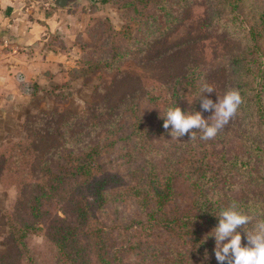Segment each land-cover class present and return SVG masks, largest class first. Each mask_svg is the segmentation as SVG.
I'll return each mask as SVG.
<instances>
[{"label": "rangeland", "instance_id": "1", "mask_svg": "<svg viewBox=\"0 0 264 264\" xmlns=\"http://www.w3.org/2000/svg\"><path fill=\"white\" fill-rule=\"evenodd\" d=\"M10 1L19 9L18 12H21L22 20L32 22L36 16L39 19L43 12V17L46 13V18H55L53 24L58 22L61 24L54 33L45 35L43 44L40 45L41 50H37L39 58L47 62L49 67L42 65V69L36 70L52 68L54 76L52 77L50 71H43L38 78L40 84L34 83L36 90L30 93L26 103L23 105L14 103L7 107L5 113L0 112V145H3L1 151L5 153L10 148L14 151L13 157L7 159V162L4 161L0 167V264H155L162 263L160 259L164 258L166 261L163 264L177 262L185 264L187 258L177 253L175 256L171 255L167 250L168 245H164L166 243L164 236L168 237L170 234L160 235L163 240L151 241V250L148 252L144 247L145 242L149 244V240L154 239L153 224L157 223L156 220L168 217L167 214L158 217L154 213L156 211L154 202L158 198L155 196L154 188L159 185L160 190H163L164 178L155 184L157 178L141 172L135 174V161H128L130 157L135 158V143L131 138L123 136L125 131L107 133L104 128L103 134L91 135L92 132L84 130L85 137V134L81 136L83 126L91 121L112 118L109 107L130 95V102L138 105V114L144 118L142 125L157 130L160 120L156 114L157 108L152 106L155 104L149 102L145 93L148 89H154V94L160 100L158 108L166 107L168 100L174 101L172 97L174 85L169 88L161 84V81L167 74L179 73L189 60L204 69L206 83L215 90L212 93L203 92L201 98L198 97L195 101L197 95L194 94L192 85H189L183 89L181 95L187 97H184L187 107L191 108L195 103L193 111H201L204 118L211 117L213 112L203 111L201 101L204 97H209L215 102L218 95L222 97L225 94L228 79L227 61L240 46L237 40L226 36L227 33L229 35L227 29L233 26L238 28L260 26L262 30L257 47L253 48V56L257 57V61L251 69L254 73L250 88L253 94L259 93L263 109L259 110V107H256L253 114L249 113V117L260 122L264 111V23L259 20L258 25V16L264 9V0L241 2L237 8H234L232 1L218 5L217 15L211 22L209 15L212 2L219 3L220 0H191V5L182 12L181 20L174 31L152 44L144 55L134 56L122 64L121 70L125 72L124 75L120 74L121 72H108L107 70L112 68L111 65L106 68L94 65L82 67L83 60L90 56L89 44L93 42L89 35V27L97 21L109 20L111 27L116 31L131 24L135 38V19L131 22L124 16L125 8L120 0L107 2L81 0L75 6L60 10L52 6L50 0ZM225 15H231L234 19L231 27H227L223 19L220 20V17ZM122 43L127 44L125 41ZM123 46L129 52L133 50L135 54L133 43ZM3 48L0 49V58L3 57ZM51 53H57L55 59H48ZM51 63L53 65H50ZM188 99L193 100L189 102ZM97 104L103 109L96 110ZM52 112H59L60 116L54 118L55 123L53 120L48 125L49 136L44 138L45 134L38 136L34 132L37 141L34 137L35 141L33 140L31 144L29 138L32 137L31 128L34 126L29 123L35 122V118L41 114L47 113L50 115L49 118H53ZM73 118L78 121V127L66 133L68 127L66 122L73 124ZM134 119L135 112L132 117V120ZM239 122L238 115H235L214 138L205 141L209 144L195 146L193 151L205 152L208 162L206 171L212 169L220 178L228 176L225 166L233 168L234 165L232 163L225 165V161L218 154L224 150L229 154L243 151L237 137ZM132 123L135 125L134 121ZM99 135L102 142L97 149L100 151L97 160L100 166L108 170L107 175H102L99 165L95 164L94 153L89 151L87 153V149H84L88 144L95 142L94 139ZM201 135L200 132L198 136ZM121 137L122 145L113 149L112 142ZM65 142L68 145H65ZM58 146H61L59 156L56 154ZM52 147L55 149H51ZM46 152L49 154L48 158ZM68 153L71 155L68 156ZM15 155H19V158L15 159ZM186 157L188 166L191 165L192 168L196 156L193 160L189 156ZM46 160L49 163H46ZM261 161L264 165V158ZM88 163H92V173ZM187 170L190 169L186 167V163L180 166L175 187L176 196L166 210L169 211V217L174 216L180 220L178 222L181 225H178L180 229L192 233L195 229L190 228L189 219L195 214L194 209H191L194 196L186 183ZM25 172L29 175L24 179L22 175ZM41 172L46 179L48 175L56 178V181L63 179L64 184L60 187L62 191H58L56 184L54 191L50 189L48 194L42 197L40 203H37L41 213L38 211L35 215L29 203L34 199L31 195L34 187L32 185ZM59 172L61 176L57 180L53 174L59 175ZM114 173H120L121 176ZM209 173L211 174L210 171ZM165 174L161 173V178ZM236 175L235 173L232 175L230 180L232 184L240 182ZM256 175L264 183V169ZM102 177L107 196L99 199L98 190L102 188L92 182ZM246 202L247 205L239 206L242 211L248 206L251 209L258 205L264 207V195L247 196ZM139 203L153 208L151 211L153 217L150 213H141L138 210ZM206 213L208 214V211ZM254 218L262 219L264 214L254 215ZM197 223L199 221H194L192 225ZM160 229H163L162 234L164 230L168 231L165 227ZM200 229V233L194 237L196 242L193 249L198 251L193 252L191 262L201 259L202 253L205 250L208 252L215 244L211 237L204 241L210 230L205 227ZM66 232L70 238L69 245L65 250L61 247L59 250L57 242L67 236L64 234ZM148 233L152 236L148 237ZM171 233L177 244L185 241L181 232L173 233L172 230ZM155 244L163 245V249L158 247V250H154ZM168 257L171 260L167 259ZM214 263L217 264L216 261Z\"/></svg>", "mask_w": 264, "mask_h": 264}, {"label": "trees", "instance_id": "2", "mask_svg": "<svg viewBox=\"0 0 264 264\" xmlns=\"http://www.w3.org/2000/svg\"><path fill=\"white\" fill-rule=\"evenodd\" d=\"M101 1L107 2V0ZM120 1L125 8L124 16L129 19L128 21L132 22L135 19V38L133 26H131V24L124 26L122 30L116 31L111 27L109 20L105 19L102 21H97V23L89 27V35L91 39H93V42L91 41L89 44L90 56L89 58L86 57L83 60L82 67L85 65H90L92 67L94 65L95 67L104 66L106 68L111 65L112 68L111 70H107L108 72H121L120 74L124 75L125 72L121 70L122 64L133 59L134 56L137 57L144 55L148 49L152 47V44L162 40L167 34L174 31L181 20L182 12L191 5V0ZM228 1H232L234 8H237L241 2L246 3L248 0H220L219 3L212 2V10L209 15V20L211 16L210 22L212 19L214 21L217 15L216 10L218 9V5H225ZM54 19L51 20V22H53ZM220 20L225 22L224 24L227 27H231L233 25L234 19L231 18V15H225L222 18L220 17ZM259 20L261 23H264V9L259 12L258 25ZM227 30L230 36L227 35L228 33L226 36L234 38L233 40H237L240 43V46L234 51L235 54L230 55L227 61L226 75L228 76V79L225 86V92L233 88L238 89L243 97V103L236 114L240 119L237 127V137L241 146L243 147V151L242 153L229 154L224 150L218 154V156H220L221 159L225 161V165L231 163L234 165L233 168H229L225 165V167L223 166L225 169H227L226 174L228 176L226 178H224V176L220 178L217 172H214L212 169L206 171L208 169V162L206 161L207 155L205 152L197 151L193 153L195 146L209 144L208 142H205L206 140L201 139V136H198L200 134L199 130H193L195 131V138L193 139H190V133L183 137H179L178 139H172L170 131L171 126L169 129H165L163 126L164 119H166V117L163 115H165L166 110L169 107L178 105L182 108V110L191 111L193 113L196 112L192 109L195 106V103H193V107H187L188 105H186L184 102V97H187H183L181 92L186 86L192 85L193 92L195 95H197L195 97L196 101V99L203 94L202 86L206 83V73L204 72V69L197 66V64L190 62V60L184 65L183 69L179 73L167 74L166 77L163 78L164 80L162 79L161 84L167 87L169 86V88H172L174 85L172 94L174 101L168 100L166 107L162 108L159 106L158 108L160 100L159 97L154 94V89H148V91L145 93L146 96H148L149 102L155 104L152 106L157 108L156 114L160 119L157 130L142 125V120H144V118L138 114V105L131 103V96L126 95L121 102L109 107L112 118L105 120L102 118L98 122H89L87 125L83 126V132L81 134V136L85 134L86 137V132L84 130H89V132H92L91 135L94 133L101 135L104 133V128H106L105 131L107 133L114 131L118 133L121 130L125 131L123 136H126L125 138H131L132 142L135 143V158L133 159L130 157L128 160L130 162L135 161V174L141 172L146 176L155 177V179H158L155 184L159 183V180L164 178L165 188L160 190L161 188H159V185L155 186L154 188L155 196H158L157 200L154 202V207L156 210L154 213H156L158 217H161L162 215L166 216V214L168 217L157 219V223L153 222V227H155V231L153 233L154 239H150L149 244L145 242L144 247L146 249L145 251L148 252L151 250V241H157L160 239L163 240L165 238L164 242L166 243H164V245H168L167 250H169L173 256H175L177 253L183 258H187V262H184L185 264H215L214 262L216 261V258L213 254L214 247L208 250L207 259L204 258L205 252H203L201 259L199 258L195 260V262H191L190 260V258L193 256V252L198 251L193 248H195L194 243L196 242V238L194 237L200 233V227H205L207 230L211 231L218 224L219 218L217 215L223 208L230 205L233 201H236L239 206H243L247 205V196L262 197L264 195V183L261 181L259 176L256 175L261 173V171L264 169L263 162L261 161L264 158V111L262 113L260 122L249 117V113L253 114L256 107H259V110L263 109L261 106L262 98L260 97L259 93L253 94L250 88V85L253 82L252 73H254V71L251 69L254 63L257 61V57L253 56V48L257 47V41L259 40L262 30L260 26L252 28H238L237 26H233L231 29ZM124 41L127 44L133 43V47L135 46V54H133V50L129 52L128 49L123 46V44L127 45L122 43ZM244 43L245 46L243 47ZM26 89L31 93L36 90V86L31 84L27 86ZM95 108L96 110L101 108L103 109L100 104L95 105ZM93 110L94 108L92 107V112ZM134 112L135 119L132 120ZM58 116H60L59 112H52L51 117L53 118H49L50 115L47 113L41 114V116L35 118V122L29 123V125L34 126L31 128V130H33L31 133L33 138H29V140L31 139L30 143L33 144L34 137L35 140L37 139V137L34 136L35 133H37L38 136H44L45 134L44 138H47L50 134L48 131V125H50L53 120L55 123L54 118ZM78 118L79 117H77V119ZM75 120L73 118V124H71L72 122L69 123V121L66 122V124H68V127L65 130L66 133L68 131L72 132L78 127V121ZM146 120L148 122V118ZM132 121H134L135 125H133ZM53 129L55 130V128ZM100 135L94 139L95 142L88 144L84 149H87V153H94L96 157L95 164L99 165L100 170H102V175H107L108 170L100 166L97 160V156L100 155V151L97 149H99L100 143L102 142ZM121 140L122 137L112 142L113 149L122 145ZM65 145H68V143L65 142ZM93 148L95 149L94 152L92 151ZM51 149L54 150L55 147H52ZM59 149H61V146H58V150L56 152L58 156L60 155L61 151ZM70 153H72V151H70ZM70 153L67 155H71ZM13 155L14 151L11 148L7 152L2 153L0 167L2 164L7 162V159H9L11 156L13 157ZM45 155L48 158L49 154L47 152ZM186 156H189V158H192V160L196 156L192 168L191 165L188 166V159ZM14 158L18 159L19 155H15ZM46 163H49L48 160H46ZM184 163H186V167H189L190 169L186 171L185 178L186 183L192 189L194 196L193 202L191 203V209H194L195 214L190 217L189 226L190 228L193 227L196 233H191V231H187L186 233L183 231V228L180 229L178 227V225H180L178 224L180 220L174 216L169 217V211L166 210L170 203L175 199L176 180L180 166ZM88 164L89 170L92 173V163ZM86 168H88V166ZM161 173L166 174L161 178ZM234 173L237 174L236 179H240V182H237L236 184H232L230 182ZM58 174L59 175L53 174V177H57V180L59 176H61L60 172ZM114 174L121 176L120 173ZM28 175L29 173L25 172L22 177L25 179ZM49 176L50 175H48V179H46V177L43 175V172H41L39 177L36 178V181L32 185L34 187L33 191H31V195L34 199L31 200L29 206L34 209L35 215L38 213V211L41 213V209L37 203H40V200L43 199L42 197L47 195L50 189L54 191V188L56 189L55 185L57 184L58 191H62V188L60 187L64 184L63 179L56 181V178H51L52 176ZM92 177L94 178V176ZM102 179L103 177L92 182V184L95 183L102 188L98 190L99 199L107 196L106 191L103 188L105 185L103 181H101ZM24 184H26V182H24ZM49 184H51V186H49ZM138 210L141 213H150L151 215V211L154 209L149 208L146 204L141 205V203H139ZM206 211H208L209 216ZM245 212L253 216L264 214V207L258 205L251 209L250 206H248ZM186 213L187 212H184V214ZM6 214L8 215L9 213ZM194 221H199V223H197V225H192V222ZM7 223H9L8 219ZM163 227L167 228L168 231L164 230V233L162 234L161 230L163 229L160 228ZM246 227L249 229L252 228V226ZM172 230L173 233L178 231L181 232L182 236L185 237V241L177 244L176 240L172 239L174 238L171 235ZM238 231L242 233L243 242L246 243V236L243 235L244 226H240ZM60 234L63 235V232L60 231ZM64 234H67V232ZM160 235L169 236H164V238H162ZM151 236L152 235H149L148 233V237ZM69 240L70 238L68 237V234L60 241L58 240L57 247L59 250L60 247L61 249L65 250V248H67L69 245ZM155 245L156 246L154 247V250H158V247L159 249H163V245ZM167 259L170 258L168 257ZM160 260L162 263L155 264H163L164 261H166V258Z\"/></svg>", "mask_w": 264, "mask_h": 264}, {"label": "clouds", "instance_id": "3", "mask_svg": "<svg viewBox=\"0 0 264 264\" xmlns=\"http://www.w3.org/2000/svg\"><path fill=\"white\" fill-rule=\"evenodd\" d=\"M202 88L204 93L215 90L207 83ZM192 100L188 99L189 102ZM242 103L241 92L229 89L222 97L218 95L215 102L209 97L202 99L201 108L203 111H212L211 117L204 118L201 111L193 113L176 105L167 108L163 115L166 117L163 126L165 129L171 126L172 139L189 133L190 139H193L194 129L202 133L201 139H212L237 114ZM217 216L218 224L204 237V241L214 238L213 254L217 264H264V218L255 219L253 215L242 211L236 201L223 208ZM249 224H252L251 229L246 227ZM240 226H244L246 243L243 242L242 233L238 231ZM207 258L208 252L205 250V259Z\"/></svg>", "mask_w": 264, "mask_h": 264}, {"label": "crops", "instance_id": "4", "mask_svg": "<svg viewBox=\"0 0 264 264\" xmlns=\"http://www.w3.org/2000/svg\"><path fill=\"white\" fill-rule=\"evenodd\" d=\"M50 4L54 6L51 1ZM40 6L42 7V5ZM54 7L59 10L70 8ZM18 10L17 7L11 4L10 0H0V49L4 47L2 50L3 57L0 58L1 113H5L7 107L14 103L18 102L20 105L26 103L30 95L26 87L38 82L39 75L43 71H50L52 77L54 76L52 68H50L51 70H36L42 69V65L49 67L47 62L41 57L39 58L40 54L37 53V50L41 48L40 45L43 44L45 35L54 33L61 23L53 24L55 20L51 22L53 19L46 18V13L43 17V12L40 14L39 19L36 16L32 19V22L31 20L25 21L21 19L22 14ZM12 53H17V55H12ZM56 54H49L48 59H55ZM50 65H53V63ZM2 146L0 145L1 153H3L1 151ZM1 156L2 154H0V158Z\"/></svg>", "mask_w": 264, "mask_h": 264}, {"label": "water", "instance_id": "5", "mask_svg": "<svg viewBox=\"0 0 264 264\" xmlns=\"http://www.w3.org/2000/svg\"><path fill=\"white\" fill-rule=\"evenodd\" d=\"M50 1L54 6L66 8V7H70L74 4H76L77 2H79L81 0H50Z\"/></svg>", "mask_w": 264, "mask_h": 264}]
</instances>
